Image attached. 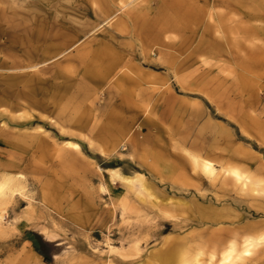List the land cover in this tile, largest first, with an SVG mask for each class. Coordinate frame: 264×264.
<instances>
[{
    "label": "rangeland",
    "instance_id": "1",
    "mask_svg": "<svg viewBox=\"0 0 264 264\" xmlns=\"http://www.w3.org/2000/svg\"><path fill=\"white\" fill-rule=\"evenodd\" d=\"M68 140L94 161L59 158ZM230 167L264 188V0H0V178L23 176L35 217L0 196V264H163L189 235L264 232Z\"/></svg>",
    "mask_w": 264,
    "mask_h": 264
},
{
    "label": "bare ground",
    "instance_id": "2",
    "mask_svg": "<svg viewBox=\"0 0 264 264\" xmlns=\"http://www.w3.org/2000/svg\"><path fill=\"white\" fill-rule=\"evenodd\" d=\"M82 4L84 0H81ZM2 14H14L16 16L17 8L15 6L6 7L1 9ZM179 13L178 9H175ZM53 12L51 9L47 11L48 17ZM82 14L85 15V8L82 9ZM58 18H61L57 15ZM7 20V19H6ZM4 20H1V22ZM8 21V20H7ZM61 22L62 19L60 20ZM10 22V21H9ZM160 23L162 27H170L172 21L168 18H161ZM5 25H9L5 23ZM32 26L24 27L26 32L30 30L40 31L38 27L32 22ZM167 26V27H166ZM7 27L6 29H11ZM48 30H52L50 27ZM76 31L66 30V35H71ZM197 103L202 105L200 100H196ZM261 128V127H260ZM55 154L64 156L66 161H94L89 158L83 151L80 143L77 141L68 140L63 142L61 148L55 150ZM192 163L195 172L199 171L206 177H214L217 170L212 162L203 159L200 156L192 155ZM103 171V170H101ZM107 172L112 174V178L117 177L118 169H107ZM23 176H11L4 174L0 178V196H7L8 200L12 201V204L21 205L26 202H30V207L21 218L16 221L25 226H31L35 217L33 215V199L27 192V186L22 181ZM222 180V186L231 188L234 191H238L240 194L256 198L257 196L264 197V188L259 187L251 177L247 176L237 167H230L223 169V173L220 176ZM125 182L130 185L131 188L136 189L139 194L148 193V187L145 177L141 174H137L134 178H124ZM149 194V193H148ZM148 196H151L150 194ZM15 207V205H14ZM200 213H202L200 211ZM227 217L215 218L211 221L202 220L199 225L208 226L210 223L213 225H219L224 222ZM4 217L0 214V234L5 236L3 232ZM208 224V225H206ZM223 226V225H222ZM218 228L216 231L208 230L207 233H200V237H192L191 235L185 237L183 242L174 249L171 256V263L163 264H264V232H260L256 228H239L237 230L227 229L224 227ZM9 236L13 235L12 232H8ZM48 242H54L51 234L46 231L40 233ZM182 241V240H181ZM111 251L113 249L111 248ZM160 260H162L160 258ZM79 263V262H77ZM76 263V264H77Z\"/></svg>",
    "mask_w": 264,
    "mask_h": 264
},
{
    "label": "trees",
    "instance_id": "3",
    "mask_svg": "<svg viewBox=\"0 0 264 264\" xmlns=\"http://www.w3.org/2000/svg\"><path fill=\"white\" fill-rule=\"evenodd\" d=\"M40 254L44 257L45 262H51V259L46 256L44 252H40Z\"/></svg>",
    "mask_w": 264,
    "mask_h": 264
}]
</instances>
